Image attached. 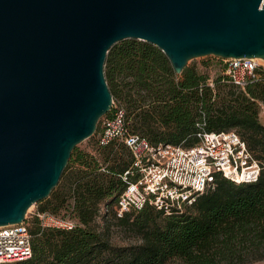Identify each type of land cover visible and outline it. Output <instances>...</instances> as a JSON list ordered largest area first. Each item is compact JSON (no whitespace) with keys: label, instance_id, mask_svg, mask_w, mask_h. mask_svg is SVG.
<instances>
[{"label":"trees","instance_id":"16d2710c","mask_svg":"<svg viewBox=\"0 0 264 264\" xmlns=\"http://www.w3.org/2000/svg\"><path fill=\"white\" fill-rule=\"evenodd\" d=\"M201 66L215 73L188 65L176 74L159 48L125 39L109 48L104 75L131 134L153 146L190 147L202 128L234 129L264 164L263 67L255 70L259 78L240 88L225 73L221 58L203 60ZM132 162L130 150L116 141L102 146L96 139L91 150L74 148L58 184L37 202L38 213L67 217L73 226H42L34 215L31 226L25 222L32 256L0 264H166L172 259L226 264L249 250L264 259V169L252 183H235L217 173L213 188L169 213L147 204L118 216L115 206L126 186L122 174ZM112 227L131 233L134 242L113 243Z\"/></svg>","mask_w":264,"mask_h":264},{"label":"water","instance_id":"95a60500","mask_svg":"<svg viewBox=\"0 0 264 264\" xmlns=\"http://www.w3.org/2000/svg\"><path fill=\"white\" fill-rule=\"evenodd\" d=\"M264 60V0H0V226L25 220L112 106L109 48Z\"/></svg>","mask_w":264,"mask_h":264},{"label":"built area","instance_id":"2783aa9c","mask_svg":"<svg viewBox=\"0 0 264 264\" xmlns=\"http://www.w3.org/2000/svg\"><path fill=\"white\" fill-rule=\"evenodd\" d=\"M222 60L227 65L225 73L240 88L260 76L255 71L259 67L258 58ZM262 67L264 71V60ZM197 137L198 142L190 147L163 143L153 146L147 138L128 131L124 108L112 100L110 111L102 117L97 141L102 146L111 141L122 143L133 156L131 168L122 174L126 186L117 199V215L130 209L140 210L147 204L165 213L173 207L190 205L198 193L213 188L217 173L235 183L258 180L264 164L253 156L234 129L213 132L202 128ZM39 217L43 226L67 229L73 226L72 222L49 213ZM31 256V234L25 220L0 226V263L27 260Z\"/></svg>","mask_w":264,"mask_h":264},{"label":"rangeland","instance_id":"374dc122","mask_svg":"<svg viewBox=\"0 0 264 264\" xmlns=\"http://www.w3.org/2000/svg\"><path fill=\"white\" fill-rule=\"evenodd\" d=\"M215 56L213 55H208V56H204V57H199V58H194V59H191L188 61L187 65L186 66H192V65H197L199 66L200 70H203L205 72H209V74L211 76H213V74L215 73V70L213 69H207L205 67H202L201 66V62L203 60H207V59H212L214 60ZM258 66H263V60H257L256 61ZM101 119V117H100ZM100 119L98 120V123L96 125V129H95V132L90 136L88 137L87 139L81 141L80 143H78L75 148H78V149H83V150H91L92 149V146H93V143L95 142V140L97 139V133L98 130L100 129ZM259 120L264 123V106L262 105L260 107V111H259ZM63 172V171H62ZM62 178V177H61ZM65 175L63 176V179L61 180V184L64 183L65 181ZM58 184V183H57ZM37 208H38V203H35L31 206L30 209H28L27 213H26V216H25V222H27L28 226H31V222H32V219L34 217V215H38L39 217V214H42V213H38L37 212ZM100 212L101 213H104L105 212V208L104 207H101L100 208ZM57 219L59 220H62V221H70V219H68L67 217L65 218H61V217H56ZM40 221H41V224H42V219L39 217ZM43 226V225H42ZM46 226V225H44ZM48 227V226H46ZM62 228V226H60ZM109 236L111 238V241L113 243H123V244H126V243H130V242H134V236L129 233V232H124V230H122L121 228L119 227H112L110 229V233H109ZM260 253H252L250 250L247 251V252H244L242 254V256L240 258H234L232 259L231 261H229L228 263L226 264H264V259H256L257 256H259ZM166 264H182V262L178 259H172L170 261H168Z\"/></svg>","mask_w":264,"mask_h":264},{"label":"bare ground","instance_id":"6f19581e","mask_svg":"<svg viewBox=\"0 0 264 264\" xmlns=\"http://www.w3.org/2000/svg\"><path fill=\"white\" fill-rule=\"evenodd\" d=\"M258 59H259V60H262V59H260V58H258ZM30 208H31V207H30ZM30 208H29V209H30Z\"/></svg>","mask_w":264,"mask_h":264}]
</instances>
